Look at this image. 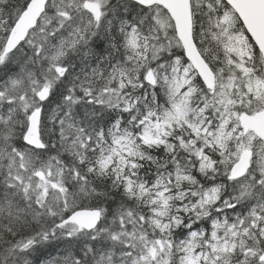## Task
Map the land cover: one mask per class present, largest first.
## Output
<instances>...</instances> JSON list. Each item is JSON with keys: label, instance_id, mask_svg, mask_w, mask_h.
Segmentation results:
<instances>
[{"label": "snow or ice", "instance_id": "6c2138e0", "mask_svg": "<svg viewBox=\"0 0 264 264\" xmlns=\"http://www.w3.org/2000/svg\"><path fill=\"white\" fill-rule=\"evenodd\" d=\"M0 264H264V0H0Z\"/></svg>", "mask_w": 264, "mask_h": 264}]
</instances>
